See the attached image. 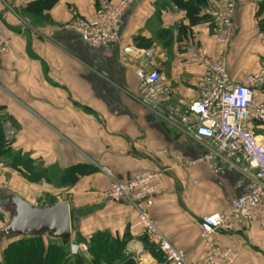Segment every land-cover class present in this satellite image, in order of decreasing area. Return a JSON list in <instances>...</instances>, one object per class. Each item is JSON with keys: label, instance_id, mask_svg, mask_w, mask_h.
I'll list each match as a JSON object with an SVG mask.
<instances>
[{"label": "crops", "instance_id": "crops-1", "mask_svg": "<svg viewBox=\"0 0 264 264\" xmlns=\"http://www.w3.org/2000/svg\"><path fill=\"white\" fill-rule=\"evenodd\" d=\"M34 1L0 0L13 50L0 55V129L11 149L35 167L63 173L81 166L88 172L72 186H59L29 182L0 162V262L9 243L1 231L13 217V196L35 207L68 203L72 240L107 232L128 238L125 255L136 264L140 255L153 256L135 208L106 197L113 183H126L144 170L166 172L149 210L151 220L190 262L203 261L208 249L202 219L225 213L247 192L246 166L212 155L208 141L195 138L165 106L141 102L136 71L148 65L144 52L152 50L178 114L199 100L196 57L223 60L232 80L242 83L264 68L262 3L238 0L232 37L223 46L207 22L190 24L186 11L171 0H134L123 15L120 42L94 48L66 27L75 13L95 19L98 0H59L28 17L23 10ZM254 95L264 104V88ZM254 128L264 145V122ZM214 237L222 250L238 254L235 264H264V228L257 223ZM81 245L79 253L87 255Z\"/></svg>", "mask_w": 264, "mask_h": 264}, {"label": "built area", "instance_id": "built-area-1", "mask_svg": "<svg viewBox=\"0 0 264 264\" xmlns=\"http://www.w3.org/2000/svg\"><path fill=\"white\" fill-rule=\"evenodd\" d=\"M133 1L101 0L95 19L88 20L75 13L66 28L80 34L84 43L94 48L117 44L123 15ZM252 1L264 3V0ZM237 7L238 0H215L203 10L219 45L230 43ZM11 43L0 19V55L13 54ZM144 55L149 63L136 71L139 100L156 107L165 106L171 116L177 115L184 125L191 127L195 138L208 141L207 149L213 151L212 155L235 165H245L243 171L249 180L247 192L233 200L225 213L202 219L201 238L208 252L198 263L190 262L183 251L175 249L171 237L165 236L150 218L154 198L163 189L164 170H144L126 183L115 182L106 197L130 203L138 213L150 244L162 253V261L147 253L136 258L137 264H235L238 254L232 249L222 250L214 235L222 231L233 233L256 223L264 228V145L254 128L256 123L264 122V104L254 95L257 89L264 88V68L238 84L232 80L223 60L196 57L201 68L199 100L189 110L178 114L171 106L173 93L167 77L155 69L154 52L148 50ZM194 164L196 162L191 163ZM2 168L4 165L0 163ZM80 249L86 253L88 246L81 245Z\"/></svg>", "mask_w": 264, "mask_h": 264}, {"label": "trees", "instance_id": "trees-1", "mask_svg": "<svg viewBox=\"0 0 264 264\" xmlns=\"http://www.w3.org/2000/svg\"><path fill=\"white\" fill-rule=\"evenodd\" d=\"M59 0H36L25 7L24 14L37 17L45 10H49ZM99 3L101 0H98ZM172 3L187 13L190 24L196 25L208 22V17L203 14L205 7L215 0H171ZM260 12L264 11V3L260 5ZM264 30V20L262 21ZM11 143L4 138L0 129V162L19 170L22 176L29 182L37 183L45 181L59 186H72L78 176L88 171L86 168L76 166L57 173L53 170L35 167L26 156L16 153L11 149ZM54 203V202H53ZM3 251V259L0 264H136L135 260L125 255L128 238L115 239L109 233H97L87 240L77 235L71 242L63 243L45 237H13ZM85 244L88 246V254L83 255L72 251V245ZM149 250L157 260L163 259L162 253L152 244Z\"/></svg>", "mask_w": 264, "mask_h": 264}, {"label": "water", "instance_id": "water-1", "mask_svg": "<svg viewBox=\"0 0 264 264\" xmlns=\"http://www.w3.org/2000/svg\"><path fill=\"white\" fill-rule=\"evenodd\" d=\"M13 209L11 221L2 229L1 234L8 237H48L63 243L72 241V221L70 206L66 202L35 207L18 197L9 198ZM74 253L79 252L72 245Z\"/></svg>", "mask_w": 264, "mask_h": 264}]
</instances>
